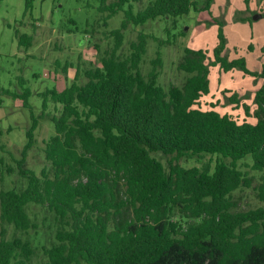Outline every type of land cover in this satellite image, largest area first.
Wrapping results in <instances>:
<instances>
[{"label":"trees","instance_id":"trees-1","mask_svg":"<svg viewBox=\"0 0 264 264\" xmlns=\"http://www.w3.org/2000/svg\"><path fill=\"white\" fill-rule=\"evenodd\" d=\"M99 2L104 21L123 12L112 30L114 45L101 52L99 64H77L62 90L40 92L37 115L29 87L3 91L22 99L30 125L15 166L0 157L1 178L23 179L0 189V264H264V172L253 185L238 167L249 155L251 168L264 171V62L252 101L254 121L220 112L214 102L202 107L210 66L257 75L243 57L228 60L223 54L221 29L212 58L204 49H183L176 65L186 74L180 85L159 81V49L146 72L141 65L150 36L158 45L170 38L139 32L127 52L119 49L127 25L156 18L175 23L191 7L208 11L212 0H149L136 10L133 0ZM31 6L26 0L25 9ZM17 38L29 46L32 37ZM228 98L240 102L235 92ZM241 104L251 116L249 105ZM41 118H49L54 133L44 140L45 162L36 172L26 155ZM203 154L216 156L213 169L179 163ZM157 155L168 156L167 166ZM250 186L262 204L237 209L234 192ZM39 208L48 218L38 220ZM3 224L12 226L10 237Z\"/></svg>","mask_w":264,"mask_h":264},{"label":"rangeland","instance_id":"rangeland-1","mask_svg":"<svg viewBox=\"0 0 264 264\" xmlns=\"http://www.w3.org/2000/svg\"><path fill=\"white\" fill-rule=\"evenodd\" d=\"M26 0H0V157L5 163L15 166L20 159L21 150L26 143L25 131L30 125V112L22 106L21 98H13L3 93L5 89L21 93L29 87V105L37 115L41 111L40 92L55 87L58 91L70 83L77 64H99L103 50H110L117 38L112 30L119 28L123 12L103 20L106 14L98 12L99 0H32V6L25 9ZM149 0H133L134 10L142 8ZM202 5V0H195ZM261 0H212L208 11L194 10L173 19L156 18L142 25L129 24L122 30V45L119 50L127 52L130 43L136 40L139 32L156 36L158 39L170 38V43L158 45L149 37L146 53L141 63L143 71L150 67V60L156 50L161 51L163 66L159 81L167 86L180 85L185 72L176 65L185 47L204 49L212 58L213 50L219 42V29L224 37L223 54L232 60L243 57L246 67L257 75H249L240 68L223 71L218 65L209 67V87L207 95L199 100V105L207 107L214 102L220 112H229L237 119H253V97L262 83L258 75L264 62V13ZM259 14V15H258ZM31 35L29 46L18 44V34ZM174 36H176L174 38ZM97 45V46H96ZM71 66V67H70ZM66 67V68H65ZM26 82L20 84V78ZM225 90H229L226 91ZM237 93L240 102L228 97ZM241 103L249 105L246 116ZM51 109V105L49 104ZM49 118H41L35 128L34 144L26 155L27 166L39 172L44 165L42 148L44 140L54 133ZM167 166L168 156L157 155ZM216 156L203 154L190 158L181 157L179 163L185 167L209 166L213 169ZM251 156L247 155L238 162V167L253 177V185L261 181L264 171L251 168ZM21 177L5 174L1 178L0 189L21 184ZM237 209H248L262 203L250 187L234 192ZM40 209V210H39ZM38 210V220L48 213ZM45 224L52 223L43 219ZM1 227V223H0ZM7 237L13 233L10 225L3 224ZM37 256L34 261H37Z\"/></svg>","mask_w":264,"mask_h":264},{"label":"water","instance_id":"water-1","mask_svg":"<svg viewBox=\"0 0 264 264\" xmlns=\"http://www.w3.org/2000/svg\"><path fill=\"white\" fill-rule=\"evenodd\" d=\"M259 15V14H258Z\"/></svg>","mask_w":264,"mask_h":264}]
</instances>
